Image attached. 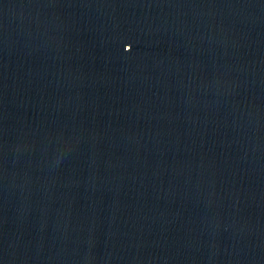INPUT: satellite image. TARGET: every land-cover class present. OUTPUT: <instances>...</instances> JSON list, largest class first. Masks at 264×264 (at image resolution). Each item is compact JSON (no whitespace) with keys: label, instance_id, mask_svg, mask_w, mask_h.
I'll use <instances>...</instances> for the list:
<instances>
[{"label":"water","instance_id":"obj_1","mask_svg":"<svg viewBox=\"0 0 264 264\" xmlns=\"http://www.w3.org/2000/svg\"><path fill=\"white\" fill-rule=\"evenodd\" d=\"M0 264H264V0H0Z\"/></svg>","mask_w":264,"mask_h":264}]
</instances>
